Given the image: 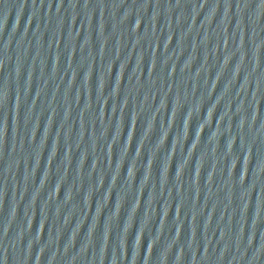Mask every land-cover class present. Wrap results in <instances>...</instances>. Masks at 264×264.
I'll use <instances>...</instances> for the list:
<instances>
[{
  "label": "water",
  "instance_id": "1",
  "mask_svg": "<svg viewBox=\"0 0 264 264\" xmlns=\"http://www.w3.org/2000/svg\"><path fill=\"white\" fill-rule=\"evenodd\" d=\"M0 264H264V0H0Z\"/></svg>",
  "mask_w": 264,
  "mask_h": 264
}]
</instances>
